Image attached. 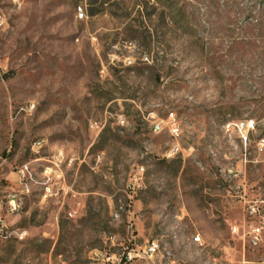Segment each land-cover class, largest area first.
I'll list each match as a JSON object with an SVG mask.
<instances>
[{
    "label": "rangeland",
    "instance_id": "rangeland-1",
    "mask_svg": "<svg viewBox=\"0 0 264 264\" xmlns=\"http://www.w3.org/2000/svg\"><path fill=\"white\" fill-rule=\"evenodd\" d=\"M0 13V198L27 231L0 239V264H110L151 240L129 264H264L246 234L247 204L264 209V0ZM245 119L244 143L226 125Z\"/></svg>",
    "mask_w": 264,
    "mask_h": 264
},
{
    "label": "built area",
    "instance_id": "built-area-1",
    "mask_svg": "<svg viewBox=\"0 0 264 264\" xmlns=\"http://www.w3.org/2000/svg\"><path fill=\"white\" fill-rule=\"evenodd\" d=\"M85 15L83 7L80 5L78 7V18L81 19ZM4 23V16L0 13V26ZM233 126L237 127L240 131L239 137H242V141L245 143L247 140V132L249 128H253V120H242L239 122H230L226 125L228 131H230ZM161 128L160 122L155 121L152 124L153 131H159ZM243 129V130H241ZM176 131V130H174ZM20 172L23 174L24 170L21 169ZM230 172V170H229ZM260 203H264V200H261ZM16 209V201L13 196L7 197V199L3 202L0 198V239H8L10 237H16L17 239H22L25 237L27 231L20 228H12L5 219V216L2 214L3 211L12 213ZM246 215L249 219V226L246 232L247 241L251 247H257L263 238L264 234V209L261 205H259L256 201L249 202L246 206ZM114 217L118 216V212L115 211L113 213ZM231 231L234 233L238 232V226L233 225ZM193 241H200L199 236H194ZM159 251V243L157 240H151L147 244H145L141 251H134L133 248L130 250L123 252L121 254H100L101 260L109 262L110 264H129L135 257L140 256H153L156 252ZM95 257H97V253L94 252ZM93 257H91L92 259ZM164 264H172V261H166Z\"/></svg>",
    "mask_w": 264,
    "mask_h": 264
},
{
    "label": "bare ground",
    "instance_id": "bare-ground-1",
    "mask_svg": "<svg viewBox=\"0 0 264 264\" xmlns=\"http://www.w3.org/2000/svg\"><path fill=\"white\" fill-rule=\"evenodd\" d=\"M78 7H80V5H78L75 9V16L78 18ZM242 139V138H241Z\"/></svg>",
    "mask_w": 264,
    "mask_h": 264
}]
</instances>
